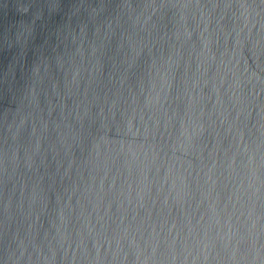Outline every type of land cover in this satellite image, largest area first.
<instances>
[{
	"label": "water",
	"instance_id": "1",
	"mask_svg": "<svg viewBox=\"0 0 264 264\" xmlns=\"http://www.w3.org/2000/svg\"><path fill=\"white\" fill-rule=\"evenodd\" d=\"M0 264H264V0H0Z\"/></svg>",
	"mask_w": 264,
	"mask_h": 264
}]
</instances>
